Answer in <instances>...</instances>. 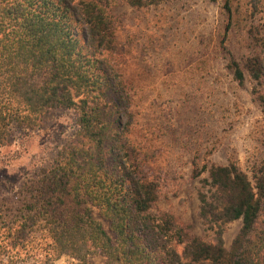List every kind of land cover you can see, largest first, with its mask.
<instances>
[{
  "label": "trees",
  "instance_id": "16d2710c",
  "mask_svg": "<svg viewBox=\"0 0 264 264\" xmlns=\"http://www.w3.org/2000/svg\"><path fill=\"white\" fill-rule=\"evenodd\" d=\"M239 1L221 0L229 22ZM163 2L126 0L135 9ZM116 4L0 0V148L15 129L45 126L51 110L70 111L77 128L53 163L24 186L18 216L0 213V264H17L13 254L34 234L45 242L46 258L69 255L76 264H93L95 255L104 264H264V162L249 174L234 160L204 164L198 217L209 241L164 212L152 213L159 186L143 175L140 151L129 140L132 99L106 56ZM229 68L242 85L243 69L232 60ZM236 221L241 227L227 250L223 235Z\"/></svg>",
  "mask_w": 264,
  "mask_h": 264
},
{
  "label": "rangeland",
  "instance_id": "374dc122",
  "mask_svg": "<svg viewBox=\"0 0 264 264\" xmlns=\"http://www.w3.org/2000/svg\"><path fill=\"white\" fill-rule=\"evenodd\" d=\"M252 7L245 0L234 3L231 22L221 0H164L141 9L117 0L112 12L115 40L106 56L132 99L129 140L140 151L143 175L159 186L152 213L170 215L206 241L211 236L198 217L197 198L207 176L204 164L234 160L249 174L264 162V0ZM231 60L243 69L242 85L233 79ZM76 130L72 113L55 109L42 128L13 131L10 144L0 148V213L7 219L18 216L24 186L53 163ZM94 217L100 220L97 211ZM100 222L109 234L108 222ZM240 227V221L228 226L227 250ZM46 251L34 234L13 260L76 264L69 255L46 258ZM91 262L105 259L95 255Z\"/></svg>",
  "mask_w": 264,
  "mask_h": 264
}]
</instances>
